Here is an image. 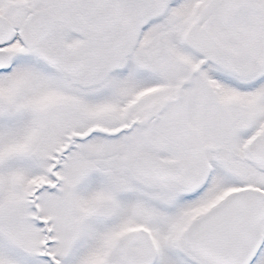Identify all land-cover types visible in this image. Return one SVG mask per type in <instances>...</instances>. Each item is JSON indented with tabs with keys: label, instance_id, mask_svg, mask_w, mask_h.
I'll return each instance as SVG.
<instances>
[{
	"label": "snow or ice",
	"instance_id": "1",
	"mask_svg": "<svg viewBox=\"0 0 264 264\" xmlns=\"http://www.w3.org/2000/svg\"><path fill=\"white\" fill-rule=\"evenodd\" d=\"M0 264H264V0H0Z\"/></svg>",
	"mask_w": 264,
	"mask_h": 264
}]
</instances>
